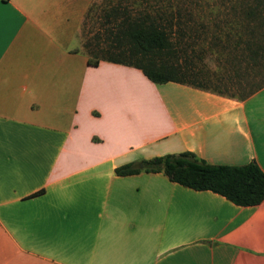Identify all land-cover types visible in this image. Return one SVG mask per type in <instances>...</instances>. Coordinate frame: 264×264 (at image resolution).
Returning <instances> with one entry per match:
<instances>
[{"label":"crops","instance_id":"crops-1","mask_svg":"<svg viewBox=\"0 0 264 264\" xmlns=\"http://www.w3.org/2000/svg\"><path fill=\"white\" fill-rule=\"evenodd\" d=\"M92 1L0 0V264H264V199L116 173L183 151L264 172V86L238 100L89 65Z\"/></svg>","mask_w":264,"mask_h":264},{"label":"trees","instance_id":"trees-1","mask_svg":"<svg viewBox=\"0 0 264 264\" xmlns=\"http://www.w3.org/2000/svg\"><path fill=\"white\" fill-rule=\"evenodd\" d=\"M231 8V14L248 21L242 26L245 36L237 34L235 50H238V55L235 60L240 64L246 63V66L259 65L264 57V0H245L239 9L236 6ZM182 14L179 9L175 13L167 12L159 6L153 15L133 18L127 15L116 23L102 41L88 42L84 49L79 50L86 55L87 63L92 66L102 60L109 61L138 68L155 84H187L186 75L192 63L187 50L191 44L182 40L187 36L185 40L188 41L191 35L185 29L186 23L183 26L172 24V20L179 19ZM185 15L187 20L192 17L190 12ZM257 21L260 23L255 24ZM238 42L244 43L240 50L237 49ZM181 44L179 50L176 49ZM193 86L224 95L200 84ZM263 86L264 82L241 94L231 93L224 96L243 100ZM142 170L163 172L171 181L195 190L213 191L240 206L256 205L264 199V172L254 161L243 165L211 164L199 159L193 152L183 151L143 159L140 167L123 165L116 168V173L129 175Z\"/></svg>","mask_w":264,"mask_h":264},{"label":"rangeland","instance_id":"rangeland-1","mask_svg":"<svg viewBox=\"0 0 264 264\" xmlns=\"http://www.w3.org/2000/svg\"><path fill=\"white\" fill-rule=\"evenodd\" d=\"M244 2L245 0H93L80 24L78 45L84 49L88 42L102 41L116 23L127 15L131 18L153 15L159 6L167 12L175 13L179 9L183 14L179 19H173L172 24L183 26L186 23L185 29L191 35L188 41L185 40L187 36L182 40L191 44L187 50L192 61L186 75L187 84H200L224 95H238L255 89L264 82V57L256 66H246V63L240 64L235 60L238 55V50H235L237 34H244L242 26L248 21L231 14V7L239 9ZM187 12L191 13V19H186ZM258 23L260 22H255ZM262 30L264 31V27ZM238 43L237 49L240 50L244 43ZM262 44L264 48V41ZM181 46L182 44L176 49L179 50ZM178 94L172 93L171 97L174 99L180 95Z\"/></svg>","mask_w":264,"mask_h":264}]
</instances>
